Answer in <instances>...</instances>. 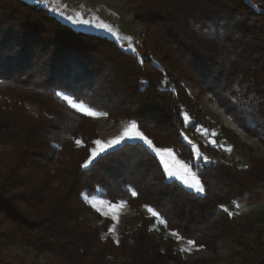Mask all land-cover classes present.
<instances>
[{
	"label": "trees",
	"instance_id": "trees-1",
	"mask_svg": "<svg viewBox=\"0 0 264 264\" xmlns=\"http://www.w3.org/2000/svg\"><path fill=\"white\" fill-rule=\"evenodd\" d=\"M130 2L133 19L145 29L139 47L150 49L158 66L24 0H0V16L11 15V21L0 17V147L9 148L0 162V232L64 264H182L166 232L210 248L239 228L220 206L264 184L261 161L236 167L216 160L198 170L205 191L196 195L167 181L141 143H124L81 167L96 125L57 92L107 113L113 124L135 120L155 147L192 159L182 134L216 125L200 117L183 86L188 82L264 148V0ZM10 151L15 155L8 159ZM83 195L127 201L134 225L114 240L112 221ZM145 205L167 225L145 215ZM254 247L250 264H264V245Z\"/></svg>",
	"mask_w": 264,
	"mask_h": 264
},
{
	"label": "rangeland",
	"instance_id": "rangeland-1",
	"mask_svg": "<svg viewBox=\"0 0 264 264\" xmlns=\"http://www.w3.org/2000/svg\"><path fill=\"white\" fill-rule=\"evenodd\" d=\"M24 1L30 3L32 6L45 9L50 15L55 16L73 28L89 30L103 36L111 37L121 48L125 49L126 52L137 59L142 60L143 58H148L158 66L156 60L152 57L150 49L145 51L143 48L139 47L140 38L144 36L145 29L133 19L134 6L131 5L130 0ZM9 16L11 15L3 14L0 17L7 19L5 21H11ZM69 16L72 17L71 20L68 19ZM83 21H88L89 23H83ZM99 25H107L111 31H109L108 28L99 27ZM183 86L187 90L189 96L192 97V102L195 103L197 107L196 110H199L200 117L205 116L208 120L215 123L216 127L210 132L205 129H198L193 135L188 133L182 134L184 141L191 149L192 159L180 157L176 151L168 146L158 148L172 149L177 160L188 162L190 166H194L193 171L197 172L203 165L215 162L216 160L234 164L236 167H247L250 159L255 158V160L261 161L264 165V148L257 139L238 130L216 103L207 94L202 93L201 89L196 88L188 82H184ZM59 98L62 99L61 97ZM63 101L71 107L65 100ZM24 105L29 113L35 114L37 112V107L34 104L25 103ZM74 110L77 111L76 109ZM77 112L83 114V112ZM85 116L96 125L97 136L95 140H100L102 142H106L120 135L127 123L133 121L119 120L117 123L113 124L106 119L105 115ZM221 127L224 128L225 131H230L231 134L218 132V129ZM138 130L142 132L139 128ZM124 143L143 144L160 163V157L144 144L143 141H126L122 144ZM122 144L116 145L112 149L120 147ZM193 145L198 147L199 151L202 153V157L199 160L194 158ZM95 146L96 145L92 142V145L88 149V156L84 162L88 159L91 148ZM8 149L9 148L6 147H0V162L5 158L4 153ZM227 149H230V151ZM14 155L15 154L10 151L8 159H10V157L14 158ZM203 157H207L208 159L204 160ZM165 158L167 159L168 157L166 156ZM84 162L82 164H84ZM160 166L163 170L161 163ZM177 167H179V165H177ZM255 167H257V165L254 166V170L256 169ZM164 175L167 181H175L187 191L196 195L203 194L188 188L179 180L169 179L166 174ZM248 190L249 191H247L242 198L228 199L230 202L225 205L229 210L227 213H232L230 216L235 218L239 226V228L232 233L230 238L221 240L210 248H203L195 245L190 246L187 243L188 240H177L174 236L170 235L171 231L166 232L168 236L175 240V248L180 253L182 264H250L251 261H254L252 258V249L259 244L264 245V184L259 183L250 187ZM82 197L91 207L92 205L89 201L93 199L97 201L103 200L98 195L92 197L83 195ZM237 204L239 208L236 207ZM103 207L105 211H112L107 206ZM93 209L96 211L95 208ZM141 209L145 215L152 216L145 207ZM117 211L119 213L118 221H112L110 217H105L98 212L103 219L108 218L112 221L110 228L115 224V231H108V234L114 240L118 238L124 226L132 227L134 225L133 209L125 204ZM3 236L6 235H1L0 232V264H64L50 253H35L34 250L29 247L7 241Z\"/></svg>",
	"mask_w": 264,
	"mask_h": 264
},
{
	"label": "snow or ice",
	"instance_id": "snow-or-ice-1",
	"mask_svg": "<svg viewBox=\"0 0 264 264\" xmlns=\"http://www.w3.org/2000/svg\"><path fill=\"white\" fill-rule=\"evenodd\" d=\"M68 19H72L71 16L68 17ZM80 22V21H76ZM83 23H89L88 21H83ZM99 27L108 28L107 25H99ZM109 31H111L110 28H108ZM57 96L61 97L63 100H65L72 108L76 109L77 111L83 112L84 115L87 116H104L107 115L105 112L97 111L91 107L86 106L82 101H78L77 99H74L71 94L65 93V92H57ZM185 120H188L187 115H185ZM134 140H140L143 141L144 144H146L149 148H151L157 156L160 157V163L163 166L164 174L169 179H176L181 181L185 186H187L190 189L195 190L198 193H203L205 191L204 185L199 178V174L197 171H193L194 166H190L188 162L177 160L175 155L173 154L172 149H161L158 147H155L153 142L147 138V136L144 135V133L140 132L138 130V123L137 121H129L127 125L125 126L123 132L106 141L102 142L100 140L93 141L95 147H92L90 150V155L88 159L84 162V164L81 165L82 168H88L93 161L97 159V157H100L102 154L106 153L109 149L114 148L116 145H120L123 142L126 141H134ZM75 143L80 146L82 145V141L80 139H77ZM191 143V142H190ZM230 151V149H227ZM193 152H194V158L199 160L202 157V153L199 151V148L193 145ZM168 157L167 159L165 157ZM204 160H207V157H203ZM179 165V167H177ZM131 192L132 197H136L138 193L135 190H129ZM91 203L92 207L96 209L97 212H99L101 215L105 217H110L112 221H118L119 219V213L118 209L123 207L127 201L120 199L118 203H112L108 200H91L89 201ZM235 203V202H233ZM100 205V206H98ZM103 206H107L109 209H111V212L105 211ZM147 211L155 217L157 220L160 221L161 224L167 225V222L162 218L161 214L154 209L153 207L149 205L144 206ZM225 212H228V208L224 205L220 206ZM237 208H239V205H236ZM229 215H232V213L229 212ZM110 232L115 231V224L109 229ZM171 236H174L177 240L183 239V237L178 232H171ZM188 245L192 246L196 244V241H193L189 239L187 241ZM185 250V249H182ZM190 250V249H189Z\"/></svg>",
	"mask_w": 264,
	"mask_h": 264
}]
</instances>
